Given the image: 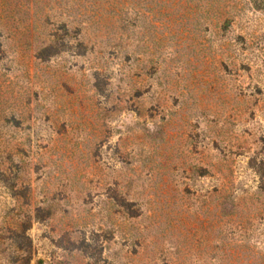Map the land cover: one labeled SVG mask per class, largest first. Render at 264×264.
Wrapping results in <instances>:
<instances>
[{
	"label": "rangeland",
	"instance_id": "1",
	"mask_svg": "<svg viewBox=\"0 0 264 264\" xmlns=\"http://www.w3.org/2000/svg\"><path fill=\"white\" fill-rule=\"evenodd\" d=\"M0 264H264V0H0Z\"/></svg>",
	"mask_w": 264,
	"mask_h": 264
},
{
	"label": "trees",
	"instance_id": "2",
	"mask_svg": "<svg viewBox=\"0 0 264 264\" xmlns=\"http://www.w3.org/2000/svg\"><path fill=\"white\" fill-rule=\"evenodd\" d=\"M30 1H31V2H32V1H34V2H35V0H30Z\"/></svg>",
	"mask_w": 264,
	"mask_h": 264
}]
</instances>
